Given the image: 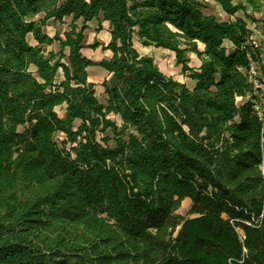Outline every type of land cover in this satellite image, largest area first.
<instances>
[{
    "label": "trees",
    "instance_id": "1",
    "mask_svg": "<svg viewBox=\"0 0 264 264\" xmlns=\"http://www.w3.org/2000/svg\"><path fill=\"white\" fill-rule=\"evenodd\" d=\"M262 1L0 0V264H264V115L248 80L264 64L247 24ZM93 21L109 24L100 62L82 55ZM135 42L173 53L194 87ZM91 67L107 74L102 102Z\"/></svg>",
    "mask_w": 264,
    "mask_h": 264
},
{
    "label": "rangeland",
    "instance_id": "2",
    "mask_svg": "<svg viewBox=\"0 0 264 264\" xmlns=\"http://www.w3.org/2000/svg\"><path fill=\"white\" fill-rule=\"evenodd\" d=\"M241 1L242 0H234L235 3ZM247 12L258 22L257 24L247 22V24L252 31V37H251L252 40L258 44V49L260 51L261 58L263 59V64H264V1L260 2L259 10L254 12L249 7H247ZM205 14L214 15L218 19H222L224 21H227L228 19L231 20L234 19L233 17L229 18L221 10V8L215 5V3L213 2L208 3V7L205 11ZM237 16L242 17V14L238 13ZM69 24H70L69 19H66L61 24L50 23V25L48 26L49 28L45 29V31L50 36H53L54 33L55 34L58 33L60 34V36H63V33L68 31ZM78 26H80V23H78ZM108 33H109V27H107L106 23L101 24V29H98L97 23L95 21L89 23L87 25V29L84 31L86 47L82 50V55L92 62H100L103 59H108L111 56V53L109 51L104 50V47L109 42ZM28 40L30 44H33L31 38H29ZM96 43L100 44V46L95 49L89 48L90 46H93ZM134 47L140 55L152 57L158 69L162 73L172 77L173 79H175L180 83L182 82L186 84L188 88L194 87V82L190 81V79L187 77L188 75L183 74L181 67L175 65L173 53L162 49H156L154 47H143L138 42L134 43ZM48 50L57 51L58 45H53L52 47H49ZM187 58H188L189 68L197 69L199 66V60L196 58V56H194L193 54H187ZM106 79H107V74L99 67H91L88 69V81L95 85L96 97L101 102L103 101V89L101 88V84ZM262 110L264 115V99L262 101ZM56 111L60 117L64 115V108H59ZM62 138L63 136L61 134H58L59 142L61 141ZM189 209H190V201L188 199H185L182 201L180 208L176 211V214L183 218H187Z\"/></svg>",
    "mask_w": 264,
    "mask_h": 264
},
{
    "label": "built area",
    "instance_id": "3",
    "mask_svg": "<svg viewBox=\"0 0 264 264\" xmlns=\"http://www.w3.org/2000/svg\"><path fill=\"white\" fill-rule=\"evenodd\" d=\"M252 44L255 48L258 47V44L252 40ZM248 80L249 83L252 86V89L255 93H260L261 96V104L255 105V110L259 114V116H263V110H262V101L264 99V71L261 72L260 69L255 65L251 64V67L248 71ZM62 135V134H61ZM63 136V135H62ZM56 139L58 140V135L56 136ZM64 139H61V141Z\"/></svg>",
    "mask_w": 264,
    "mask_h": 264
},
{
    "label": "crops",
    "instance_id": "4",
    "mask_svg": "<svg viewBox=\"0 0 264 264\" xmlns=\"http://www.w3.org/2000/svg\"><path fill=\"white\" fill-rule=\"evenodd\" d=\"M216 5V4H215ZM218 6V5H217ZM219 7V6H218ZM214 16V15H213ZM216 17V16H215ZM219 20H221V21H224V20H222V19H219ZM228 20H231V19H228ZM227 20V21H228ZM104 23H106L107 24V27H109V24L107 23V22H104ZM49 27H46V29H48ZM47 33V32H46ZM49 35V34H48ZM54 35H55V33H54ZM53 35V36H54ZM50 36V35H49ZM53 36H50V37H53ZM108 36H109V33H108ZM226 46H228V44H226ZM182 83V82H181ZM61 108H64V106H62ZM57 109H59V108H57Z\"/></svg>",
    "mask_w": 264,
    "mask_h": 264
},
{
    "label": "bare ground",
    "instance_id": "5",
    "mask_svg": "<svg viewBox=\"0 0 264 264\" xmlns=\"http://www.w3.org/2000/svg\"><path fill=\"white\" fill-rule=\"evenodd\" d=\"M88 1V0H87Z\"/></svg>",
    "mask_w": 264,
    "mask_h": 264
}]
</instances>
